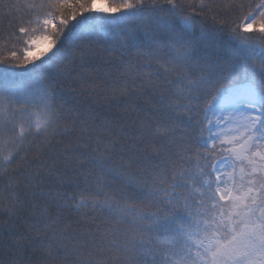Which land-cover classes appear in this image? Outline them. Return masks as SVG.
Segmentation results:
<instances>
[{
    "label": "snow or ice",
    "instance_id": "1",
    "mask_svg": "<svg viewBox=\"0 0 264 264\" xmlns=\"http://www.w3.org/2000/svg\"><path fill=\"white\" fill-rule=\"evenodd\" d=\"M0 15L2 264H264V0Z\"/></svg>",
    "mask_w": 264,
    "mask_h": 264
},
{
    "label": "trees",
    "instance_id": "2",
    "mask_svg": "<svg viewBox=\"0 0 264 264\" xmlns=\"http://www.w3.org/2000/svg\"><path fill=\"white\" fill-rule=\"evenodd\" d=\"M8 2H15V0H8ZM14 30H15L14 28L9 27V17L0 15V45L5 44V42L7 41L8 42L7 46L9 48H11L12 42H16L19 46H23V39L26 38L22 37L19 40H15V38L12 37V32ZM17 36H19L18 32H17ZM114 112H115L114 109L110 111L104 105H96V114L98 121L106 117H111L114 114ZM6 219L7 217L0 216V222ZM11 223L12 222L9 221V224ZM16 223H17V228H19L20 231H17V228H12L10 231L13 238H16L17 236L23 234V228L21 226V223L19 221H17ZM8 235H9V229H4L2 232H0V238H3L4 240L7 241L9 245H11V240H8ZM11 255L12 252L9 249L0 246V264H2V262L4 261H7Z\"/></svg>",
    "mask_w": 264,
    "mask_h": 264
}]
</instances>
